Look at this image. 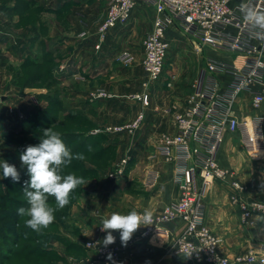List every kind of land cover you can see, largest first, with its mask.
Instances as JSON below:
<instances>
[{"label":"crops","instance_id":"obj_1","mask_svg":"<svg viewBox=\"0 0 264 264\" xmlns=\"http://www.w3.org/2000/svg\"><path fill=\"white\" fill-rule=\"evenodd\" d=\"M31 1L42 8L39 16L48 24V34L41 24L20 27L23 37L17 38L15 47L22 62L41 56L38 52L42 45H47L46 52L61 55L58 59L62 63L55 77L64 82L67 112L84 115L95 129L126 124L139 112L145 113L142 126L134 136L107 134L108 141L103 145H112L110 164L96 176L85 179L89 183L80 186L81 194L63 217L56 234L58 237L48 245V249L60 258L56 264H80L93 255L85 248V242L97 240L103 245L107 233L100 232L99 228L102 219L111 213L127 214L133 209L143 212L147 208L157 214L165 205L178 199L180 189L174 180L176 165L158 156L155 148L162 135L175 133L174 111L170 110L184 108L192 84L204 64L195 75L184 80L171 68L172 77L163 75L158 81L149 83L142 67V43L152 30L155 12L142 2L133 11L128 24L109 30L100 47L96 48L97 27L105 16L109 0ZM6 3H0V12L8 22L7 15L16 9V5L14 0L11 4ZM51 20L56 23V28H51ZM6 28L0 30V56L9 49L7 36L10 34ZM175 32L182 34L173 27L167 31L169 44ZM123 52H127L132 60H121ZM207 54L231 61V58L213 52ZM230 79V76H223L225 82ZM100 90L106 97L95 98L93 95ZM141 92L148 94L147 108L133 99L134 94ZM249 99V96H243V106L237 113L239 119L247 122L262 114L261 110L250 107ZM126 154L130 159L122 179L109 178L111 170ZM247 159L253 160L255 165L250 166ZM216 160L220 167L233 172V176L225 181L214 180L206 189L204 223L220 238L219 251L233 259L251 246L263 244L264 218L252 217L247 224L241 223L239 207L232 200L236 192L231 181L245 186L246 189L239 194L241 201L264 197V151L247 153L242 149L241 134L226 132ZM151 176H156L153 184L150 183ZM167 227L171 233L177 234L182 231L183 224L175 222ZM113 235L116 241L111 245L126 247L123 260L118 264H191L172 247L171 235L159 233L149 240L131 244L134 233L127 246L122 245L119 232H113Z\"/></svg>","mask_w":264,"mask_h":264},{"label":"built area","instance_id":"obj_2","mask_svg":"<svg viewBox=\"0 0 264 264\" xmlns=\"http://www.w3.org/2000/svg\"><path fill=\"white\" fill-rule=\"evenodd\" d=\"M154 9L152 30L144 38L142 67L149 83L162 76L170 44L166 39L169 28H176L189 38L197 50L205 48L231 61L206 56L204 67L192 84L184 108L174 111L175 133L162 135L155 152L166 161L174 162L175 183L180 189L177 200L153 214V225L135 232L131 244L149 240L159 233L171 235V245L191 264H264V244L251 246L233 259L222 254L221 240L204 223L203 198L214 180L225 181L233 172L219 166L216 157L224 134H241L242 149L247 152L264 151V28L247 19L249 11L264 14V0H109L105 16L97 27L99 48L109 30L126 26L138 4ZM121 60L131 61L127 52ZM230 76L225 82L223 76ZM249 96L250 107L261 110L258 118L247 122L238 117L243 96ZM106 97L102 90L93 95ZM144 108L149 106L146 92L133 95ZM145 113L139 112L134 120L118 126L96 128L98 133H126L140 130ZM126 154L109 173V178L121 180L129 165ZM154 183L156 176H151ZM149 183V184H150ZM236 192L232 200L239 207L240 221L247 224L252 217L264 216V197L241 201L239 194L246 188L232 180ZM183 224L182 231L174 234L168 225ZM100 232L101 228H99ZM93 253L80 264L120 263L126 247L99 241L84 243ZM112 254V260L107 259ZM192 253L190 257L188 254Z\"/></svg>","mask_w":264,"mask_h":264},{"label":"rangeland","instance_id":"obj_3","mask_svg":"<svg viewBox=\"0 0 264 264\" xmlns=\"http://www.w3.org/2000/svg\"><path fill=\"white\" fill-rule=\"evenodd\" d=\"M7 1H9V3H6ZM14 1V5L17 7L18 4L20 5L21 3H24L25 0H18L19 3H17V0ZM10 2H12V0H6L4 2L0 0V3L3 4H11ZM35 6H37V4ZM33 10L27 11L26 9L24 11V9H15L13 12L7 15L8 22H6L7 19L4 18L0 12V30L4 31V27H7L6 29H8L10 34L7 36L9 39V49H7L8 52L5 51L4 54L0 56V160L7 161L10 165H14L20 175L19 181L14 182L10 177L3 178L2 169H0V194L2 190L4 191V195L7 191L9 193L6 195V202L1 203L4 205L0 206V208L3 209L0 210V217L3 218L4 223L7 224V226L13 230V232L16 231L13 224L16 219L15 215L12 213L13 210L15 208H27L29 206L24 196L15 193V191L19 189L23 182L30 180V177H27V169L21 164L19 157L27 146L38 145L42 137V134H38L33 131L26 134H18V132H20L21 127L23 124H25V122H27V120L29 121L28 124H30L31 128H37L35 121L41 125L47 124L50 121L49 118H52V116L55 120L53 121L56 123L54 131H57V125L62 121L65 113L63 112V109L66 108V102L64 100V82L59 81L57 79L58 77H55V72L59 71V66L62 63L60 62L62 60L58 59L61 55L52 54L51 58H54L55 61H53L51 64L45 65V67L43 66L40 69L35 67H24L27 60L22 62L21 58L18 56L15 45L17 38L23 37V34H21L23 33V29H20V27L29 28L41 24V27H43L46 30V34H48V24L41 20L39 12H33ZM19 11L20 13H18ZM33 14L36 15V19L34 18L35 15L33 16ZM18 16L21 17V20H16ZM55 26L56 23L54 24V21L51 20V28L53 29ZM57 26L59 29V25ZM60 27H63L62 23H60ZM25 31L24 33H26ZM48 46H50L49 43ZM47 48V45H42L38 53H41L42 55L46 54ZM197 49L198 47L195 46L189 38L175 32L170 42V47L165 61V69L161 78L163 75L172 77L174 73H171L170 71L173 68L175 69V72L179 73V76L183 77V80L188 76L192 77V75H195L198 68L203 66L206 58L205 55H208L207 53H211L205 48H201V51H198ZM38 56L39 55H37V57ZM172 63L175 65L172 66ZM39 70L41 75L40 78L42 80L35 86L29 87L26 85L25 82L29 80V76L35 74L36 72L39 74ZM41 95L50 97L52 96V98L58 100L59 105L56 106L47 102L46 100L41 99ZM45 108L53 111V115H49L45 112L39 114V109L43 110ZM138 131L136 133H138ZM106 134H109L110 136L125 135L127 137H132V135L126 133ZM247 161L250 166L255 165L253 160L247 159ZM110 167L111 165L109 168ZM26 177L29 179L27 180ZM4 195L1 194L0 197L3 196L4 198ZM5 208L7 209L5 210ZM261 218H264V216ZM24 219L25 218H22L23 225ZM22 229L23 228L21 226V229L17 232L21 233ZM11 236L16 237L17 234L13 233ZM262 241L264 244V235ZM23 244L24 243H22V245ZM9 264H16V262L13 260Z\"/></svg>","mask_w":264,"mask_h":264},{"label":"trees","instance_id":"obj_4","mask_svg":"<svg viewBox=\"0 0 264 264\" xmlns=\"http://www.w3.org/2000/svg\"><path fill=\"white\" fill-rule=\"evenodd\" d=\"M2 2L6 0H1ZM17 3L19 1L17 0ZM36 4L31 0H25L24 3L16 7L17 10L24 9V11L33 10V12H40L42 10L41 7L35 6ZM20 12V11H19ZM37 14V13H35ZM33 14V16L35 15ZM22 15V14H21ZM36 15L34 16V18ZM36 19V18H35ZM52 54L46 52V54L38 56L36 58L27 59L24 67H35L42 68L45 65L51 64L54 58H51ZM38 71V70H37ZM40 70L39 74L36 72L29 76V80L26 81V85L29 87L35 86L42 79L40 78ZM33 81V82H32ZM41 99L46 100L49 103H52L56 106L59 105L58 100L52 98V96H40ZM65 108L63 109L64 116L62 121L58 123L57 131L61 134V138L66 144V146L75 153H83L85 159L83 160H73L72 163L65 169L66 173L74 172L78 177L82 176L85 179L88 177H93L104 171L112 160V145L104 146L103 144L108 141V136L106 133H98L93 134L91 131L95 129V125L84 115L69 111ZM48 113L49 115H53V111H50L48 108L39 109V114ZM49 122L47 124H40L35 121L37 128H31L30 124L25 122L23 124V128L21 127L20 132L18 134H26L29 132H36L38 134H42L44 129L52 128L55 130L56 123L54 122V118H49ZM54 120V121H53ZM30 127V128H29ZM60 127V128H59ZM92 146V151H88V146ZM27 169V168H26ZM27 177L28 174H27ZM26 177V178H27ZM29 178H27L28 180ZM24 187L25 182L19 187L15 193L24 195ZM17 189V187H16ZM1 191V190H0ZM4 195V191L1 192ZM0 194V195H1ZM8 191L6 194L0 197V206L1 203L6 202V195H8ZM81 194V187L78 186L71 194H70V202L63 209L57 210L55 212V220L54 222L46 229H43L41 233H36L30 228L25 227L22 223V218L17 214V210L19 208H15L13 210V214L16 219L14 221V227L16 229L13 232L12 229L4 223L3 218L0 217V264H9L13 260L16 264H56V262L60 259L59 256L51 249H48V245L52 239L57 238L56 235L59 232V225L62 224L63 217L66 216L67 210L71 203L79 197ZM26 198V197H25ZM53 207H55V200L53 197H49L48 201ZM6 204V203H5ZM4 205V204H3ZM2 205V206H3ZM7 208H5L6 210ZM0 210H3L0 208ZM22 226V232L18 233ZM17 234L14 238L13 235ZM22 243H24L22 245ZM69 247V245H68Z\"/></svg>","mask_w":264,"mask_h":264},{"label":"clouds","instance_id":"obj_5","mask_svg":"<svg viewBox=\"0 0 264 264\" xmlns=\"http://www.w3.org/2000/svg\"><path fill=\"white\" fill-rule=\"evenodd\" d=\"M247 19L264 28V14L249 11ZM88 151H92L91 145L88 146ZM19 159L27 168L30 180L25 181L23 190L29 206L20 207L17 214L25 218V227L41 233L54 222L55 212L69 204L70 194L78 186L89 183L74 172H65L74 159L83 160L85 156L83 153L73 154L62 140L61 134L50 127L43 130L40 143L27 146ZM0 169L3 178L10 177L14 182L19 181L20 175L14 165L0 160ZM49 197L54 198L55 207L48 202ZM101 225V231L107 233L102 241L104 247L115 243L113 232H119L122 245L127 246L138 229L153 225V212L147 208L143 212L133 209L127 214L113 212L109 217L102 219ZM191 255L192 253H189L188 257ZM107 259L112 260L111 253Z\"/></svg>","mask_w":264,"mask_h":264}]
</instances>
